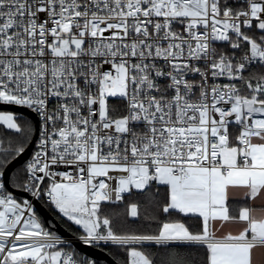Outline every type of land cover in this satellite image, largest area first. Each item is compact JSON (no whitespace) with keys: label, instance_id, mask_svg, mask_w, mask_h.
I'll return each mask as SVG.
<instances>
[{"label":"snow or ice","instance_id":"1","mask_svg":"<svg viewBox=\"0 0 264 264\" xmlns=\"http://www.w3.org/2000/svg\"><path fill=\"white\" fill-rule=\"evenodd\" d=\"M0 105V264H264V0H0Z\"/></svg>","mask_w":264,"mask_h":264},{"label":"water","instance_id":"2","mask_svg":"<svg viewBox=\"0 0 264 264\" xmlns=\"http://www.w3.org/2000/svg\"><path fill=\"white\" fill-rule=\"evenodd\" d=\"M0 110H8V111H13V112H24L26 116H29L32 119H35L34 114H31V113L27 112V110L17 108L14 106L0 105ZM31 151H32V149H29V155H30ZM24 159H27V155L24 157ZM21 163H23V160H21ZM16 194L20 195V196H29L28 193H26V192L17 191ZM37 208L39 210L40 215L46 220L47 223L51 224V222H52L53 224H55L56 231L59 234L66 236L70 239H73L71 233L69 231H67L58 222V220L54 217V215L52 213H50L47 209L41 207L39 205V203H37ZM76 246L81 252L86 253L88 256L94 258L95 260L105 261L108 264H113L112 258L109 255H107L104 250L94 249V248H90L88 246L80 245L78 242H77Z\"/></svg>","mask_w":264,"mask_h":264},{"label":"built area","instance_id":"3","mask_svg":"<svg viewBox=\"0 0 264 264\" xmlns=\"http://www.w3.org/2000/svg\"><path fill=\"white\" fill-rule=\"evenodd\" d=\"M111 102H113V103H116V102H118V101H116V100H112ZM29 196H20V195H18L19 197H22V198H25V199H31V197H30V194H28ZM59 234V233H58ZM61 235V234H60ZM62 237H64V238H66V239H70V238H68V237H66V236H63V235H61ZM71 240V239H70Z\"/></svg>","mask_w":264,"mask_h":264},{"label":"trees","instance_id":"4","mask_svg":"<svg viewBox=\"0 0 264 264\" xmlns=\"http://www.w3.org/2000/svg\"><path fill=\"white\" fill-rule=\"evenodd\" d=\"M55 217V216H54ZM65 229H66V227H69V226H66V225H64V224H62L60 221H58ZM105 252H106V250H104ZM97 262H98V264H108V263H106V262H104V261H98L97 260Z\"/></svg>","mask_w":264,"mask_h":264},{"label":"rangeland","instance_id":"5","mask_svg":"<svg viewBox=\"0 0 264 264\" xmlns=\"http://www.w3.org/2000/svg\"><path fill=\"white\" fill-rule=\"evenodd\" d=\"M51 224H53L52 222H51ZM105 262V261H104ZM107 263V262H106Z\"/></svg>","mask_w":264,"mask_h":264},{"label":"crops","instance_id":"6","mask_svg":"<svg viewBox=\"0 0 264 264\" xmlns=\"http://www.w3.org/2000/svg\"><path fill=\"white\" fill-rule=\"evenodd\" d=\"M251 206V205H250Z\"/></svg>","mask_w":264,"mask_h":264}]
</instances>
